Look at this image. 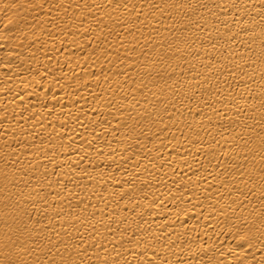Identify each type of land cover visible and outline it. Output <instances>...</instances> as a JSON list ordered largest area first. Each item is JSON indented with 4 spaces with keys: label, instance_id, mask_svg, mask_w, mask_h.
Here are the masks:
<instances>
[{
    "label": "bare ground",
    "instance_id": "bare-ground-1",
    "mask_svg": "<svg viewBox=\"0 0 264 264\" xmlns=\"http://www.w3.org/2000/svg\"><path fill=\"white\" fill-rule=\"evenodd\" d=\"M0 264H264V0H0Z\"/></svg>",
    "mask_w": 264,
    "mask_h": 264
}]
</instances>
